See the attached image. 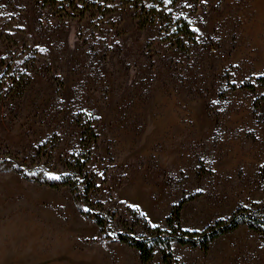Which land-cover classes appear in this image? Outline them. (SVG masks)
<instances>
[{"label":"rangeland","instance_id":"374dc122","mask_svg":"<svg viewBox=\"0 0 264 264\" xmlns=\"http://www.w3.org/2000/svg\"><path fill=\"white\" fill-rule=\"evenodd\" d=\"M176 8L194 31L185 49L129 10L80 18L0 0V264H264L263 225L205 249L172 241L167 261L156 249L142 263L117 238L167 228L179 200L187 230L240 205L264 212V0ZM71 155L87 159L85 204L35 178H57Z\"/></svg>","mask_w":264,"mask_h":264},{"label":"trees","instance_id":"16d2710c","mask_svg":"<svg viewBox=\"0 0 264 264\" xmlns=\"http://www.w3.org/2000/svg\"><path fill=\"white\" fill-rule=\"evenodd\" d=\"M180 1L182 0H36L41 5L55 7L64 15L80 18L90 16L105 19L113 12H119L120 9L129 10L128 14L135 18L140 25H156L163 41L174 47L185 49V44L193 39L194 31L189 22L176 13V7ZM263 77L259 76L257 79H263ZM91 135L95 139V134ZM3 161L4 159H0V163ZM25 161L27 160L19 162L18 171L22 172L21 168L26 167ZM86 162V157L79 160L78 157L73 158L71 155L70 159H65L62 162L60 170H53L59 174L57 178L39 177L37 176L39 172L35 173V178L38 177L41 182L53 187L68 184L78 203L85 204L88 191L93 186V181L87 178ZM260 175L264 190V161L260 167ZM182 202L179 200L173 205L166 218L167 228L147 227L145 234L136 233L130 228L126 232L116 231L117 238L135 247L138 250L140 261L144 263L152 258L156 249L160 251L163 261L171 259L170 244L172 241L198 245L205 249L213 238L240 224H246L256 230L259 229L257 225L264 226V212L250 206L240 205L228 216L217 218L200 230L183 229L179 225V210ZM85 210L92 215V219L100 229H108L103 214L97 213L95 210H88V208Z\"/></svg>","mask_w":264,"mask_h":264}]
</instances>
